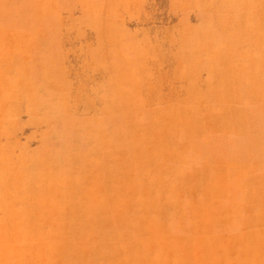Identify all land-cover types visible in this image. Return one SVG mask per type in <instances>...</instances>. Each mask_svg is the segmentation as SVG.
<instances>
[{"label":"rangeland","instance_id":"obj_1","mask_svg":"<svg viewBox=\"0 0 264 264\" xmlns=\"http://www.w3.org/2000/svg\"><path fill=\"white\" fill-rule=\"evenodd\" d=\"M0 264H264V0H0Z\"/></svg>","mask_w":264,"mask_h":264},{"label":"bare ground","instance_id":"obj_2","mask_svg":"<svg viewBox=\"0 0 264 264\" xmlns=\"http://www.w3.org/2000/svg\"><path fill=\"white\" fill-rule=\"evenodd\" d=\"M74 135H76V134H74ZM85 149H86V148H85ZM85 151H86V150H85ZM81 152H82V151H81ZM81 152H80V153H81Z\"/></svg>","mask_w":264,"mask_h":264}]
</instances>
